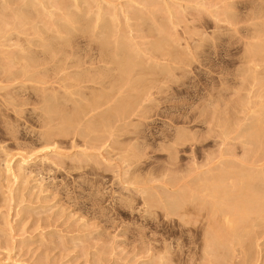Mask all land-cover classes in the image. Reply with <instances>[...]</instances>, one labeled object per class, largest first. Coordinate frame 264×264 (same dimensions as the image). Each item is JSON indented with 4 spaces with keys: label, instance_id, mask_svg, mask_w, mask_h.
I'll return each instance as SVG.
<instances>
[{
    "label": "rangeland",
    "instance_id": "1",
    "mask_svg": "<svg viewBox=\"0 0 264 264\" xmlns=\"http://www.w3.org/2000/svg\"><path fill=\"white\" fill-rule=\"evenodd\" d=\"M0 15V264H264V0Z\"/></svg>",
    "mask_w": 264,
    "mask_h": 264
},
{
    "label": "bare ground",
    "instance_id": "2",
    "mask_svg": "<svg viewBox=\"0 0 264 264\" xmlns=\"http://www.w3.org/2000/svg\"><path fill=\"white\" fill-rule=\"evenodd\" d=\"M84 1H85V0H84ZM57 2H58V1H57ZM59 2H60V1H59ZM86 2H88V1H86ZM54 3H55V2H54ZM63 4H64V3H63ZM74 4H76V3L74 2ZM74 4H73V5H74ZM86 4H87V3H86ZM88 4H89V3H88ZM91 4H92V3H91ZM80 5H81V4H80ZM48 6H49V5H48ZM54 6H55V5H54ZM88 6H89V5H88ZM93 6H94V4H93ZM78 7H79V6H78ZM44 8H45V7H44ZM46 8H47V7H46ZM128 8H129V7H128ZM81 9H82V8H81ZM88 9H89V8H88ZM75 10H76V9H75ZM116 10H117V9H116ZM71 11H72V10H71ZM79 11H80V10H79ZM79 11H78V12H79ZM125 11H126V10H125ZM76 12H77V11H76ZM86 12H87V10H86ZM110 12H111V11H110ZM110 12H109V14H110ZM114 12H115V11H114ZM3 14H4V13H3ZM27 14H28V13H27ZM112 14H113V13H112ZM126 14H127V13H126ZM69 15H70V14H69ZM103 15H104V14H103ZM0 16H1V15H0ZM201 16H202V15H201ZM104 18H105V16H104ZM108 19H109V18H108ZM198 19H199V18H198ZM230 19H231V18H230ZM58 21H59V20H58ZM105 21H106V20H105ZM172 22H173V21H172ZM58 25H59V24H58ZM62 25H63V24H62ZM66 25H67V23H66ZM68 25H69V24H68ZM101 25H102V24H101ZM104 25H105V24H104ZM131 25H132V24H131ZM112 26L114 27L113 23H112ZM112 26H111V27H112ZM69 27H70V26H69ZM117 27H118V26H117ZM142 27H143V26H142ZM162 27H163V26H162ZM60 28H61V27H60ZM107 28H108V27H107ZM63 29H64V28H63ZM75 29H76V28H75ZM114 29H115V28H114ZM162 29H163V28H162ZM57 30H58V29H57ZM57 30H56V31H57ZM88 31H89V30H88ZM110 31H111V30H110ZM123 31H124V30H123ZM57 33H58V32H57ZM90 33H91V32H90ZM109 33H110V32H109ZM129 33H130V32H129ZM66 34H67V33H66ZM62 35H63V33H62ZM119 35H120V34H119ZM121 35H122V34H121ZM67 36H68V34H67ZM67 36H66V37H67ZM126 36H127V35H126ZM120 37H121V36H120ZM158 39H159V38H158ZM107 41H108V40H107ZM60 42H61V41H60ZM62 43H63V42H62ZM156 43H157V42H156ZM158 43H159V42H158ZM58 46H59V45H58ZM103 46H104V45H103ZM187 46H188V45H187ZM100 47H102V45H101ZM118 47H119V46H118ZM122 47H123V46H122ZM120 48H121V47H120ZM125 48H126V47H125ZM76 49H77V48H76ZM104 49H105V47H104ZM121 50H122V48H121ZM101 51H102V49H101ZM68 55H69V54H68ZM75 55H76V54H75ZM75 55H74V56H75ZM78 56H79V55H78ZM121 56H122V55H121ZM130 56H131V55H130ZM132 56H133V55H132ZM34 57H35V56H34ZM106 58H107V57H106ZM80 59H81V58H80ZM125 59H126V58H125ZM127 60H129V59H127ZM137 61H138V60H137ZM139 61H140V60H139ZM130 63H131V62H130ZM139 63H141V62H139ZM124 64H125V63H124ZM126 64H127V63H126ZM92 66H93V65H92ZM132 66H133V65H132ZM136 66H137V65H136ZM138 66H139V65H138ZM140 66H141V65H140ZM164 66H165V65H164ZM164 66H163V67H164ZM121 68H122V67H121ZM132 68H133V67H132ZM134 68H136V67H134ZM165 68H167V67H165ZM172 68H173V66H172ZM82 69H83V68H82ZM127 69H128V68H127ZM163 69H164V68H163ZM130 70H131V69H130ZM169 70H170V69H169ZM122 71H125V70H122ZM134 71H135V70H134ZM134 71H133V73H134ZM154 71H155V70H154ZM169 72H171V71H169ZM154 73H155V72H154ZM161 73H162V72H161ZM163 73H164V72H163ZM74 74H75V73H74ZM150 74H151V73H150ZM158 74H159V73H158ZM77 75H78V74H77ZM130 75H132V74H130ZM137 75H138V74H137ZM142 75H143V74H142ZM151 75H152V74H151ZM134 76H135V75H134ZM139 76H140V75H139ZM154 76H155V75H154ZM113 77H114V76H113ZM123 77H124V74H123ZM132 77H133V76H132ZM144 77H145V76H144ZM150 77H151V76H150ZM87 78H88V77H87ZM126 78H127V77H126ZM136 78H137V77H136ZM136 78H135V79H136ZM90 79H91V78H89V80H90ZM124 79H125V78H124ZM139 79H140V77H139ZM158 79H159V78H158ZM92 80H93V79H92ZM112 80H114V79H112ZM117 80H118V79H117ZM156 80H157V79H156ZM137 81H138V78H137ZM116 82H117V81H116ZM142 82H143V81H142ZM151 82H152V81H151ZM118 83H119V82H118ZM155 83H156V82H155ZM76 84H77V82H76ZM132 84H133V83H132ZM138 84H139V83H138ZM130 85H131V83H130ZM109 86H110V85H109ZM115 86H116V85H115ZM151 86H152V85H151ZM123 88H124V87H123ZM128 88H129V86H128ZM146 88H147V87H146ZM110 89H111V88H110ZM152 89H153V88H152ZM140 90H141V89H140ZM128 91H129V90H128ZM150 91H151V90H150ZM105 92H107V91H105ZM119 92H120V90H119ZM131 92H132V91H131ZM145 92H146V91H145ZM136 93H137V92H136ZM146 93H147V92H146ZM148 93H149V92H148ZM132 94H133V93H132ZM104 95H105V94H104ZM110 95H111V94H110ZM136 95H137V94H136ZM102 96H103V95H102ZM147 96H148V95H147ZM107 97H108V96H107ZM132 98H133V97H132ZM52 99H53V98H52ZM58 99H59V98H58ZM54 101H55V100H54ZM89 101H90V100H89ZM101 101H102V98H101ZM139 101H140V100H139ZM58 102H59V101H58ZM121 102H122V100H121ZM132 102H133V101H132ZM134 102H135V101H134ZM50 103H51V102H50ZM53 103H54V102H53ZM53 103H52V104H53ZM130 103H131V101H130ZM100 104H101V103H100ZM126 104H127V103H126ZM139 104H140V103H139ZM139 104H137V105H139ZM53 105H54V104H53ZM122 105H123V104H122ZM132 105H133V104H132ZM261 105H262V104H261ZM54 106H55V105H54ZM89 106H90V105H89ZM89 106H86V107H89ZM134 106H135V105H134ZM110 107H111V106H110ZM260 107H261V106H260ZM50 108H53V107H50ZM76 108H77V107H76ZM137 108H138V107H137ZM132 109H133V108H132ZM113 111H114V110H113ZM122 111H123V110H122ZM83 112H84V110H83ZM76 113H77V112H76ZM103 113H104V112H103ZM105 113H106V112H105ZM129 113H130V112H129ZM121 114H122V112H121ZM127 115H128V112H127ZM104 116H105V115H104ZM121 116H123V115H121ZM71 117H72V116H71ZM71 117H70V118H71ZM107 117H108V116H107ZM76 118H77V117H76ZM263 118H264V117H263ZM256 119H257V118H256ZM71 120H72V119H71ZM106 121H107V120H106ZM257 121H258V119H257ZM260 121H261V120H260ZM67 122H68V119H67ZM232 122H233V121H232ZM257 123H258V122H257ZM253 124H255L254 121L252 122V125H253ZM259 124H260V123H259ZM232 125H233V124H232ZM262 125H263V124H262ZM262 125H261V126H262ZM257 126H258V125H257ZM257 126H256V127H257ZM252 128H253V127H252ZM252 128H251V130H252ZM226 129H227V128H226ZM246 129H247V128H246ZM229 130H230V128H229ZM254 130H255V129H254ZM243 131H244V130H243ZM249 131H250V130H249ZM244 132H245V131H244ZM253 132L255 133V131H253ZM245 133H246V132H245ZM247 133H248V131H247ZM250 133H251V132H250ZM258 133H259V132H258ZM246 135H247V134H246ZM251 135H253V134H251ZM256 135H257V134H256ZM248 136H249V135H248ZM258 136H259V135H258ZM258 136H255V138H256L257 140H258ZM253 138H254V137H253ZM224 139H225V138H224ZM244 139H245V137H244ZM247 139H249V138H247ZM247 139H246V140H247ZM252 140H253V139H252ZM249 141H250V140H249ZM251 142H252V141H251ZM255 142H256V141H255ZM263 144H264V143H263ZM249 150H250V149H249ZM230 152H231V151H230ZM220 155H221V154H220ZM263 155H264V154H263ZM259 156H260V155H259ZM248 158H249V157H248ZM225 159H226V158H225ZM240 160H241V159H240ZM248 160H251V159H248ZM221 162H222V161H221ZM227 162H228V161H227ZM247 163H249V162H247ZM250 163H251V162H250ZM218 166H219V165H218ZM218 166H216V167H218ZM220 166H221V164H220ZM220 166H219V167H220ZM229 166H230V165H229ZM233 167H234V166H233ZM244 167H245V166H244ZM250 167H251V166H250ZM261 167H262V166H261ZM211 168H212V167H211ZM260 169H261V168H260ZM215 170H216V169H215ZM234 170H236V169L234 168ZM234 170H232V171H234ZM256 170H257V169H256ZM219 171H220V170H219ZM223 171H224V169H223ZM232 171H231V172L228 171V173H226V175H225V174H223V175L220 174V175H221V176H220V180H221L222 182L225 181V179L231 180L232 177H234L235 175H238V173H233ZM241 172H242V171H241ZM241 172H240V173H241ZM261 172H262V171H261ZM210 173H211V172H210ZM251 173H252V172H251ZM256 173H257V172H256ZM212 174H213V173H212ZM212 174H211V176H212ZM257 174H258V173H257ZM253 175H254V174H253ZM259 175H260V174H259ZM261 175H263V174H261ZM238 176H239V175H238ZM248 176H249V175H248ZM249 177H250V176H249ZM255 177H256V176H255ZM200 178H202V177H200ZM205 178H206V177H205ZM235 178H236V177H235ZM175 179H176V178H175ZM206 179H207V178H206ZM212 179H213V178H212ZM255 179H256V178H255ZM178 180H179V179H178ZM188 180H189V179H188ZM199 180H200V179H199ZM203 180H204V179H203ZM252 180H253V179H252ZM190 181H191V180H190ZM210 181H212V180L210 179ZM214 181H215V180H214ZM192 182H193V180H192ZM198 182H199V181H198ZM226 182H227V181H226ZM208 183H209V182H208ZM220 183H221V182H220ZM225 185H226V184H225ZM205 186H206V185H205ZM240 186H241V185H240ZM254 186H256V185H254ZM182 187H183V186H182ZM219 187H220V186H219ZM219 187L216 186L215 191H216L217 189H219ZM244 187H245V186H244ZM246 187H247V186H246ZM196 188H197V187H196ZM249 188H250V187H249ZM251 188H252V190H254L256 187H255L254 189H253V187H251ZM186 189H187V188H186ZM198 189H199V188H198ZM202 189H203V188H202ZM213 189H214V188H213ZM244 189H245V188H244ZM220 190H221V189H220ZM240 190H241V191H244V190H243V187H241ZM256 190H257V189H256ZM256 190H254L253 192H255ZM261 190H262V189H261ZM211 191H212V190H211ZM215 191H214V192H215ZM218 191H219V190H218ZM231 191H232V190H231ZM233 191H234V190H233ZM250 191H251V190H249V192H250ZM187 192H188V191H187ZM194 192H195V191H194ZM245 192H246V191H245ZM253 192H252V193H253ZM240 193H241V192H240ZM246 193H247V192H246ZM252 193H251V194H252ZM255 193H257V192H255ZM255 193H254V194H255ZM254 194H253V195H254ZM183 195H185V193H184ZM194 195H195V194H194ZM211 195H212V194H211ZM246 195H247V194H246ZM253 195H252V196H253ZM257 195H258V197H257V198L255 197V198H256V202H257V203L255 202V203H256V206H258L259 209L262 208V206H263V208H264V196H263V195H262V196H259V195H260L259 193H257ZM198 196H199V195H198ZM247 196H248V195H247ZM192 197H193V196H192ZM202 197H203V196H202ZM183 198H184V197H183ZM251 198H252V197H251ZM189 199H190V197H189ZM180 200H181V199H180ZM180 200H178V202H179ZM199 200H201V199L199 198ZM199 200H198V201H199ZM225 200H226V199H225ZM242 200H243V199H242ZM202 201H203V200H202ZM228 201H229V200H228ZM254 201H255V200H254ZM215 202H216V201H215ZM181 203H182V202H181ZM216 203H217V202H216ZM178 204H179V203H178ZM195 204H196V203H195ZM224 204H225V203H224ZM180 206H181V204H180ZM213 206H214V205H213ZM220 206H221V205H220ZM231 206H232V204H231ZM211 207H212V206H211ZM252 207H253V206H252ZM184 208H185V207H184ZM241 208H242V207H241ZM241 208H240V209H241ZM172 209H173V208H172ZM221 209H222V207H221ZM231 209H232V207H231ZM259 209H258V210H259ZM200 210H201V209H200ZM212 210H213L214 213H215V211H219V208H218V207H215V208H213ZM258 210H257V211H258ZM262 210H263V209H262ZM213 211H212V212H213ZM220 211H221V210H220ZM240 211H241V210H240ZM242 211H243V210H242ZM176 212H178V211H176ZM262 212H264V211H262ZM221 213H222V212H221ZM242 213H243V212H242ZM260 213H261V212H260ZM206 214H207V213H206ZM215 214H216V213H215ZM179 215H180V214H179ZM183 215H184V214H183ZM236 215H237V213H236ZM240 215H241V214H240ZM259 215H260V214H259ZM259 215L257 214L256 217L258 218ZM243 216H244V214H243ZM243 216H239V215H237L236 218H237V217H238V218L235 219V220H234V217H235V216H234V217L231 216L233 219L226 218V220H225V219L223 218L224 221H222V222H226V223H227L226 225H229V223H231V224H232V223H236V225H238V224L244 223V221L246 220V216H244V217H243ZM225 217H227V215H226ZM256 217H254V218H256ZM261 218H262V217H261ZM261 218H259L261 221H262V219L264 220V218H262V219H261ZM208 219H209V218H208ZM211 219H212V218H211ZM211 219H209V220H211ZM259 219H257V220H259ZM212 222L215 223L216 220H214V221H212ZM259 222H260V221H259ZM208 223H209V222H208ZM220 223H221V222H220ZM262 223H263V221H262ZM209 224H210V223H209ZM217 224H219V223H217ZM224 224H225V223H224ZM211 225H212V223H211ZM213 225H214V227L216 228L215 224H213ZM219 225H221V224H219ZM222 225H223V223H222ZM230 226H231V225H230ZM232 226H233V225H232ZM239 226L242 227V225H239ZM243 226H246V224H245V225L243 224ZM211 227H212V226H211ZM211 227H210V228H211ZM217 227H218V226H217ZM227 227H229V226H226V228H227ZM237 227H238V226H237ZM243 228H244V227H243ZM262 228H263V227H262ZM228 229H229V228H228ZM236 229H237V228H236ZM211 230H214L213 227H212ZM205 231H206V230H205ZM216 231H218V230H215V233H216ZM235 232H236V231H235ZM209 233H210V232H209ZM218 233H219V232H218ZM220 233H221V232H220ZM228 233H229V232H228ZM228 233H227V234H228ZM233 233H234V232H233ZM222 234H223V233H222ZM229 234H230V233H229ZM229 234H228V235H229ZM222 236H223V235H222ZM234 236H235V235H234ZM239 236L241 237V235H239ZM243 236H244V235H243ZM215 237H216V236H215ZM223 237H224V236H223ZM236 237H237V235H236ZM245 237H246V236H245ZM253 237H254V236H253ZM256 237H257V236H256ZM258 237H259V236H258ZM220 238H221V237H220ZM212 239H213V238H212ZM243 240H244V238H243ZM214 241H215V240H214ZM222 241H224V240H222ZM235 241H236V240H235ZM238 241H239V240H238ZM208 242H209V241H208ZM239 242H240V241H239ZM239 242H238V243H239ZM241 242H242V241H241ZM232 243H233V242H232ZM242 243H243V242H242ZM209 244H210V243H209ZM214 244H215V243H214ZM236 244H237V243H236ZM226 245H227V244H226ZM230 245H231V244H230ZM234 245H235V244H234ZM216 247H217V246H216ZM228 248H229V247H228ZM219 250H220V249H219ZM228 251H229V250H228ZM230 251H231V250H230ZM209 253H210V252H209ZM212 253H213V252H212ZM209 255H210V254H209ZM222 257H223V256H222ZM212 259H213V255H212ZM213 262H214V261H213ZM216 262H217V261H216ZM218 262H219V261H218Z\"/></svg>",
    "mask_w": 264,
    "mask_h": 264
}]
</instances>
